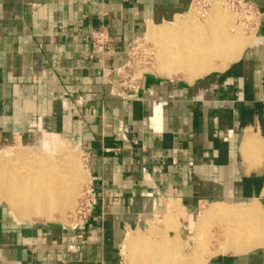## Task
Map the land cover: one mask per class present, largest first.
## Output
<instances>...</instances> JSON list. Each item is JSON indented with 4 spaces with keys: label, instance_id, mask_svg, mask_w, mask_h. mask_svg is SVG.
Listing matches in <instances>:
<instances>
[{
    "label": "crops",
    "instance_id": "crops-1",
    "mask_svg": "<svg viewBox=\"0 0 264 264\" xmlns=\"http://www.w3.org/2000/svg\"><path fill=\"white\" fill-rule=\"evenodd\" d=\"M247 1L257 34L236 60L190 79L145 74L129 98L112 83L130 45L196 0H0V141L39 135L8 148L37 153L49 139L80 150L96 201L67 225L0 204V264H119L128 235L156 231L192 250L215 217L203 264H264V0ZM101 24L112 44L98 58Z\"/></svg>",
    "mask_w": 264,
    "mask_h": 264
},
{
    "label": "bare ground",
    "instance_id": "bare-ground-1",
    "mask_svg": "<svg viewBox=\"0 0 264 264\" xmlns=\"http://www.w3.org/2000/svg\"><path fill=\"white\" fill-rule=\"evenodd\" d=\"M217 2L218 0L214 1ZM225 22L227 16L213 8V17L201 26L190 17L178 21L174 26L148 28L147 36L156 42L158 72L161 76L173 77L181 74L190 79L212 70H223L236 60L252 41L242 38L239 30L235 33L221 32L216 24L225 25ZM52 145L57 146V142L52 141ZM56 159L63 165L58 169L54 168L57 160L43 153H17L0 159V196L18 216L31 221L41 217L49 220L52 213L62 214L71 208L81 182V173L73 156L58 153ZM214 213L218 214L219 211H202L201 222L205 216ZM199 227L189 257L198 264H203L206 248L202 236L203 223ZM124 251L133 262L137 256L141 259L145 257L146 260H142L146 264H170L173 261L172 256L163 250L149 246L145 241L130 235L124 243ZM185 260L186 258L180 257L179 264H184Z\"/></svg>",
    "mask_w": 264,
    "mask_h": 264
},
{
    "label": "rangeland",
    "instance_id": "rangeland-1",
    "mask_svg": "<svg viewBox=\"0 0 264 264\" xmlns=\"http://www.w3.org/2000/svg\"><path fill=\"white\" fill-rule=\"evenodd\" d=\"M201 1V0H200ZM197 2V1H196ZM195 4L192 7V11L187 16V19H193L194 23L201 26L205 23L206 20L211 19L213 17V8L219 9L220 13L227 16V22H225V25H220L218 29H221V32L224 33H235V31L239 30V34L242 38L251 40L257 33V26H258V15L254 13L255 10L252 12L248 11L246 7H237L235 4H232V0H218L217 3H214L213 0L210 1H201L200 5ZM217 6V7H215ZM197 21V22H196ZM160 27V26H159ZM169 27V26H168ZM231 30H234L232 32ZM247 48V47H246ZM245 48V49H246ZM244 49V50H245ZM129 53H130V60L133 62V72L135 73L136 78H143L145 74H150L152 76H155L159 79H165V77L158 75V59L156 57V42L152 40L150 37L147 36V34H143L139 38H137L129 47ZM217 63V60L215 61ZM216 71V70H212ZM182 75L172 77L169 79H182ZM194 78V77H193ZM40 136L37 135L36 137H30L27 138V140L24 141H18L16 139L7 140L4 142L0 141V159L3 158H9L11 156H14L17 153H26L29 155H38V154H47L51 158H55L57 160L58 153H66L68 156H73L76 160L77 166L79 167L80 176H81V182L80 185L77 188V193L75 195V198L73 199V203L71 208L67 209L64 213L60 214L58 212H54L51 215V218L47 220L46 218H33V222H61L63 224H72L74 221L70 219V215H72V212L77 208L80 198H82V193L86 191L87 187L89 186V175L86 170L85 164L82 160V153L80 150L74 148L73 146L69 145L65 142L66 145L62 144L59 140H55L57 142V146H53L52 144H49V141L47 140V143L45 144V147L37 152V153H31V152H20L18 149H12L8 148L11 146H17L21 147L23 146V143L25 145L28 144H35L38 145L41 141ZM54 140V139H53ZM46 141V140H45ZM51 147V148H50ZM49 149V150H48ZM51 149V150H50ZM9 155V156H7ZM1 161V160H0ZM62 162L58 161L55 162V169L60 168L63 166L61 164ZM64 164V163H63ZM0 204L5 205L6 207V201L0 196ZM202 210V209H201ZM57 213V215H56ZM220 218H212L208 219L206 221L205 226V235L203 236L205 246H206V254L208 256L209 254V248L211 245V240L213 238V235H211L212 228L215 225H219ZM183 224L180 225L181 228H183ZM184 230V228H183ZM145 233H137L135 234V238L137 239H143L147 240L150 244H153L155 247L162 249L165 253L172 256L173 261L170 264H177L179 257L186 258L188 253L190 252L191 245L188 244V239L186 236L183 235H176L174 240H172V236L169 238L167 235L161 234L160 231H156L155 233L149 232V234ZM133 236V235H130ZM124 262L125 264H146L144 262L146 259L144 257V261L139 258L138 256L135 259V262L132 260H129L128 253L124 251ZM180 253V254H179ZM131 261V263H130ZM186 264H194V262L186 263Z\"/></svg>",
    "mask_w": 264,
    "mask_h": 264
},
{
    "label": "built area",
    "instance_id": "built-area-1",
    "mask_svg": "<svg viewBox=\"0 0 264 264\" xmlns=\"http://www.w3.org/2000/svg\"><path fill=\"white\" fill-rule=\"evenodd\" d=\"M196 4L200 5L201 1H210V0H196ZM232 4L237 7H246L248 11L252 12L255 10L254 5L247 0H232ZM256 13V10L254 11ZM91 54L100 58L104 54L110 53V46L112 44L111 36L104 25L98 26L95 28L91 34ZM130 53H128V59L126 63L117 69L116 79L113 81V86L117 88L118 94L124 95L127 97H135L137 96L140 88H141V78H136L133 70V62L130 60ZM102 74L104 76L110 75L108 69L103 70ZM82 160L84 164L87 162V156H82ZM96 201L94 198L93 189L88 186L86 191L82 193V198H80V202L77 208L70 215V219L74 222H82L92 211L93 206ZM119 264H125L124 260L121 259Z\"/></svg>",
    "mask_w": 264,
    "mask_h": 264
}]
</instances>
